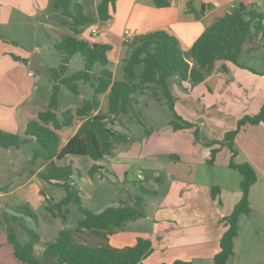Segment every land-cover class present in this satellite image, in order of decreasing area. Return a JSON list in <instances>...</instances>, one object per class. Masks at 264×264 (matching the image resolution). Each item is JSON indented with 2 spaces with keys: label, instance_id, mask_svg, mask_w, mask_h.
I'll return each mask as SVG.
<instances>
[{
  "label": "trees",
  "instance_id": "trees-1",
  "mask_svg": "<svg viewBox=\"0 0 264 264\" xmlns=\"http://www.w3.org/2000/svg\"><path fill=\"white\" fill-rule=\"evenodd\" d=\"M158 7L170 5L169 0H155ZM55 8L61 9L63 24H69L72 33L54 43V48L64 54L61 63L49 69L53 81L50 99L46 109L38 114V119L29 120L22 133L9 132L0 128V145L4 148H21L32 138L36 139L40 148L34 153V159L42 158L47 162L37 176L66 191V196L56 205L46 208L55 215L54 207L75 202L84 217L80 219L76 231L88 230L93 234L108 239L109 235L127 228L131 221L147 217L146 203L143 195L135 198L134 205L120 204L109 206L99 213L91 211L82 204L80 190L74 183L75 170L73 163L59 165L57 161L66 155H85L99 161L112 155L119 143L130 142L126 132L120 130V116L127 114L139 104L138 97L146 95L151 90L157 101L166 100L173 112L174 118L170 124L175 130L191 129L194 123L183 119L175 110V99L172 95V79L177 77L182 85L187 81L194 86L205 80L214 70L218 60H225L237 66L244 67L240 62L244 45L253 43L264 35V9L257 3L245 4L239 2L230 6L223 17L218 18L194 39L187 47L195 59L190 60L176 34L167 28H158L142 34L134 35L125 46L131 48L128 58L123 59L122 78H117L109 66L108 52L112 46L108 43H91L80 37L87 25L97 20L106 21L112 17L117 0H101L97 4V14L86 10L81 0H53ZM193 0H189L192 9ZM205 6H203V9ZM68 19V20H66ZM6 40L4 36H0ZM252 50V47H250ZM80 54L84 67L70 75H66L72 57ZM16 60L28 64L29 60L13 56ZM223 69L227 67L223 65ZM89 84L93 90L91 98H84L82 104L75 108H60L59 95L61 86H67L74 94H80L79 83ZM107 94L108 112L101 109V96ZM82 121L77 131L60 147L59 131L64 127L76 126ZM264 123V104L255 115H246L238 121L237 128L227 131L224 137L211 142L207 163L214 164L221 147L231 152L229 167L238 170L242 175V197L233 211L224 217L227 230L220 240V250L213 258V264H228L234 254L235 238L238 236L240 216L250 214V189L257 182L256 169L249 162L238 163L235 158L236 137L246 124L258 125ZM199 134V129L195 130ZM217 144V147L212 145ZM218 145L220 147H218ZM174 158L179 159L178 156ZM103 169L101 165H93L91 174ZM82 176V173L78 170ZM2 189L0 188V191ZM146 194L148 189L142 187ZM220 193L219 186H213L214 198ZM17 213L28 215L40 227V218L36 211L27 205L14 208ZM8 240L13 245V254L25 264H145L144 260L154 252L152 240L139 237L136 244L117 248L108 243L91 245L77 241L71 229H62L57 238L49 242L43 251V261L36 255V244L41 234L25 224L19 223L28 234L27 242H20L14 232L13 225L18 224V215L5 212ZM10 216V217H9ZM2 223V221L0 220ZM176 260L170 264H184Z\"/></svg>",
  "mask_w": 264,
  "mask_h": 264
},
{
  "label": "rangeland",
  "instance_id": "rangeland-1",
  "mask_svg": "<svg viewBox=\"0 0 264 264\" xmlns=\"http://www.w3.org/2000/svg\"><path fill=\"white\" fill-rule=\"evenodd\" d=\"M81 1L87 11L97 14V4L101 0ZM250 1L245 0L249 4ZM253 1L255 3L259 1L260 7L264 9V0ZM239 2L240 0H237L234 4ZM39 6L41 12L37 10ZM63 19L62 10L54 7L53 0H0V36L4 35L10 41L8 44L9 48L12 49L10 55L32 59L37 54L49 68L58 66L64 57L62 52L54 48V43L72 33L70 25L62 23ZM99 22V20L95 22L99 29L96 35H90L92 34V25H87L83 29L84 34L95 42L101 41L104 36L103 23ZM110 45L112 49L109 52V66L117 78H122L123 59L128 58L131 48L128 46L123 48L120 38L113 40ZM250 47H252V50ZM182 50L195 63V59L188 49L182 48ZM120 55L122 58L119 61ZM240 62L245 68L233 65V63L232 65L238 69H244L247 72L264 77V35L260 39L254 40L253 43L244 45ZM6 63L5 59H0V112L3 108L10 106V100L6 97L8 92L13 97V101L18 102L20 100V96L18 94L15 96V92H13L18 90V88L13 84L12 77L9 75L7 77L1 76V72L7 68L8 63ZM84 63L85 61L80 54L74 55L66 75L82 69ZM220 63H227V61L218 60L214 70L206 78L213 75L215 71L228 73V68L227 70L223 69L224 64L217 66ZM27 72H30V70L27 69ZM35 78L36 81H33ZM176 81L177 77L172 79L171 87L172 95L175 99V110L183 119L197 125L196 127L185 131L175 130L170 124L174 116L168 103L165 99L157 101L152 96L151 90L148 89L146 95L138 97L139 104L135 105V108L127 114H122L120 119L117 120L121 124L119 126L120 130L126 132L130 137V142L119 143L117 148L127 147L128 151L132 150L130 156H125V161L128 162L119 164L124 166V169L119 170L118 167H116V171L102 169L92 175L90 172L91 167L98 162L109 163L107 158L96 161L90 156L70 154L57 161L59 165L73 163L75 170L73 179L76 187L80 190L84 207L99 213L106 207L117 206L123 202L125 205L132 206L135 198L139 195L144 196L146 203L152 201L162 202L173 183L171 179H168L166 169L174 159H170L166 153L174 151L178 155H183V159L186 161L188 156L185 155H188L187 151L189 149L193 150V152L203 148L205 150V148L210 147L208 145L211 142L216 140L212 130L205 124L207 110L212 108L213 112H220L224 115L223 128H228L227 131L236 129L238 121L244 116L255 115L247 113L242 114L239 118L240 114L237 115V113L247 110L246 103H240L238 107L231 105L232 108L229 110V106L221 105L215 99L216 95H213L216 90H221V87H212L211 85L207 87L204 81L200 83L207 95L211 97L208 100L209 108L199 103H195L192 108L191 102L187 104L188 108L184 106L183 102H179V108H177L176 101L183 96L187 98V94L200 83L191 86L187 81H183L182 85ZM24 84L26 85L23 90L24 97L28 93V89L33 88L32 93L37 98L36 105L27 112V119H38L37 110L46 109L48 106L47 103L50 99L53 81L48 73L33 71V76L26 79ZM227 84L228 81L225 86ZM239 86L241 87L240 84ZM79 90L80 94H74L67 86L62 85L59 95L60 108H75L83 103L84 98H91L93 95V90L89 84L80 82ZM211 92L213 93L211 94ZM216 93L219 94L220 92ZM198 97H202V94ZM100 110L104 113L108 112L107 94L101 96ZM181 112L186 116L182 115ZM80 124L81 122L78 121V125L64 127L59 131L61 137L60 147L76 132ZM197 127L199 129L198 135L195 133ZM20 131L17 133L23 132V130ZM212 147H217V144L212 145ZM218 147L220 146L218 145ZM39 148V143L33 138L22 145L21 148H4L0 145V188L2 189L0 191V220L2 221V223L0 222V264H25L13 254V245L8 240L5 212L19 216L18 224L15 223L13 227L20 242H27L29 236L19 223L25 224L41 234V239L36 244V255L43 261L46 260L43 257L44 249L49 242L57 238L59 231L62 229H71L75 240L87 242L91 245H101L105 244L106 241L109 242V237L104 239L88 230H75L78 221L84 217L75 202L62 205L60 209L54 207L55 215L47 210L46 207L48 205L54 206L60 202L66 196V191L41 180L37 176V172L43 170L47 165V162L42 158L34 159V153ZM176 160L177 162L180 161V156ZM240 161H242V158L236 160V162ZM206 168V165H200L197 181H209L208 177H206ZM215 168L222 177L230 174L232 181L236 180L239 186L242 175L238 170L221 166ZM78 170L82 173V176L78 173ZM138 174H141V178H138ZM157 174L161 175L162 181L156 180ZM216 183L223 184L225 181L218 178ZM143 186L148 188L146 194L143 193ZM251 198L250 214L240 216L239 233L235 238L234 254L228 260V264H264V175L262 172H260L259 182L253 187ZM18 205H27L36 211L39 215L41 226L37 227L32 217L17 213L14 208ZM130 224L132 227L128 228ZM152 224V221L140 219L129 222L125 230H151ZM108 244L111 245V242ZM212 245L214 247L212 249H215L218 253L220 250L219 242H212L204 249L201 248L203 245H195L192 249L186 247L188 249L186 257L189 260H185L184 264H213V260L209 257L197 256L200 251L207 250ZM113 247L123 248L120 246ZM167 251V249L158 248V251L155 250L154 252H157L159 257H163ZM213 255L211 256L212 258H214ZM171 259L174 258H167L164 261H172ZM158 261V259L155 260V257H152L150 263L158 264Z\"/></svg>",
  "mask_w": 264,
  "mask_h": 264
},
{
  "label": "crops",
  "instance_id": "crops-1",
  "mask_svg": "<svg viewBox=\"0 0 264 264\" xmlns=\"http://www.w3.org/2000/svg\"><path fill=\"white\" fill-rule=\"evenodd\" d=\"M169 1V6L158 7L155 0H117L116 8L111 12L112 17L106 21L99 20V23H103L104 29V36L101 41H92L84 32L79 36L88 39L91 43L108 44H112L113 40L120 38L124 48L127 47L124 43L126 31L138 35L158 28H167L178 36L180 46L187 48L205 27L210 26L218 18L223 17L226 10L234 5L237 0H193L192 9L189 5V0ZM240 2L249 4L245 0H240ZM251 3H255V1L251 0ZM256 3L260 5L259 1ZM203 6H205L204 9ZM37 10L41 12L40 6L37 7ZM95 26V23L92 24L91 29ZM90 35L92 36V34ZM5 39L3 40L0 37V59H5L8 64L6 63L7 68L1 72V76L7 77L9 75L12 77L14 83L10 82L18 88V90L13 92H15V96L17 94L20 96V100L18 102L13 101V97L9 95L10 92L6 94V97L10 100V106L3 108L0 112V128L17 133L21 132L20 130L24 131L26 123L29 121L27 119V112L31 107L36 105L37 98L32 93L33 88L28 89L25 97L23 95L24 86H26L24 81L33 76L34 70L30 68V58L25 57L29 60V63L26 64L10 55L12 50L8 46L10 41L6 37ZM121 58L120 55L118 60L120 61ZM222 64L228 68V73L215 71L213 75L204 80L205 85L207 87L209 85L221 87V90H216V92L220 93L214 92L213 95H216L215 99L221 105L229 106V110L232 108L231 105L238 107L240 103L243 104L245 102L247 110L237 113V115L240 114L239 118L242 114H256L264 104V77L252 74L244 69H238L233 66L235 65L234 63L232 65V62L229 61L217 64V66ZM27 69L30 72H27ZM33 81H36V78ZM227 81L228 84L225 86ZM201 85V83L198 86L196 85L187 94V98L184 96L180 97V99L177 98L176 107L179 108V102H183L184 106L188 108L187 104L191 102L192 108L195 103L209 108L208 100L211 97L207 95ZM201 94L202 97H198ZM41 110L43 109L37 110L38 114ZM206 114L205 124L212 130L214 138H223L228 129L223 128L224 115L220 112H213L212 108L207 110ZM80 122L82 123V121ZM181 130L190 129H180L179 131ZM236 145L238 154L235 161L242 158L240 162L247 161L251 163L256 169L258 176L257 182L250 189L251 207L253 187L259 182L260 172L264 175V123L258 125L246 124L243 126L236 137ZM210 149L211 147H207L205 150L203 148L194 152L189 149L187 151L188 155H185L188 156L186 161L183 159V155H178L174 151H168L166 154L170 159L174 160L168 165L166 173L168 179H171L173 183L162 202H145L147 217L141 218L142 220L152 221V229L135 231L129 229L115 232L109 235L111 245L120 247L131 246L136 244L139 237L149 238L152 240L154 251H158V248L162 250L167 249L168 251L163 257H159L157 252H153L144 260V263L152 264L150 260L152 257H155V260H159L158 264H170L176 260H189L186 257V253L188 252L186 247L192 249L195 245H203L201 248L204 249L212 242H219L220 244L222 235L227 230L224 217L229 215L240 201L242 190L240 187L241 181L238 186L236 180L232 181L230 174L222 177L215 168L219 166L229 167L231 152L222 147L218 154V157H220L216 158L214 164H209L206 160L209 157ZM131 151H128L127 147L116 148L114 154L105 157L109 163L98 162L96 164L103 166V169L109 171H116V167L119 170L124 169V166L119 164L128 162L125 161V156H130ZM175 156H178V158L180 156L181 160L177 162L176 158H174ZM200 165L207 166L206 177L209 179L208 182L197 181ZM229 169L232 168L229 167ZM156 177V180L162 181L160 174H157ZM138 178H141L139 174ZM218 178H221L225 183H216V179ZM213 186H219L220 188V193L216 198L212 195ZM148 208L151 214L148 212ZM130 227H132L131 224L128 228ZM109 242L106 241V243ZM212 248H214L213 245L207 250L200 251L197 256H207L213 260L211 256L214 254V257L217 252ZM167 258L174 259H171L172 261H164Z\"/></svg>",
  "mask_w": 264,
  "mask_h": 264
},
{
  "label": "water",
  "instance_id": "water-1",
  "mask_svg": "<svg viewBox=\"0 0 264 264\" xmlns=\"http://www.w3.org/2000/svg\"><path fill=\"white\" fill-rule=\"evenodd\" d=\"M30 68L34 71L49 73L48 65L37 55L30 60ZM149 207V205H148ZM148 212L151 214L150 209L148 208Z\"/></svg>",
  "mask_w": 264,
  "mask_h": 264
},
{
  "label": "built area",
  "instance_id": "built-area-1",
  "mask_svg": "<svg viewBox=\"0 0 264 264\" xmlns=\"http://www.w3.org/2000/svg\"><path fill=\"white\" fill-rule=\"evenodd\" d=\"M98 32H99V29L97 28V26L92 27L91 29L92 35H96ZM133 36L134 34L132 32L126 31L125 36H124V41L129 42ZM139 177H141V174H139Z\"/></svg>",
  "mask_w": 264,
  "mask_h": 264
}]
</instances>
